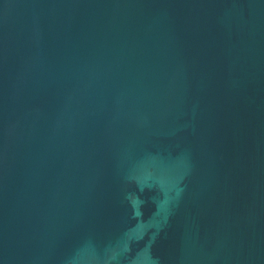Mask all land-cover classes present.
<instances>
[{"label": "water", "instance_id": "water-1", "mask_svg": "<svg viewBox=\"0 0 264 264\" xmlns=\"http://www.w3.org/2000/svg\"><path fill=\"white\" fill-rule=\"evenodd\" d=\"M0 264H264V0H0Z\"/></svg>", "mask_w": 264, "mask_h": 264}]
</instances>
